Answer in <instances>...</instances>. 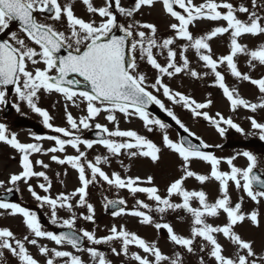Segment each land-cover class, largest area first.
Here are the masks:
<instances>
[{
  "label": "snow or ice",
  "instance_id": "6c2138e0",
  "mask_svg": "<svg viewBox=\"0 0 264 264\" xmlns=\"http://www.w3.org/2000/svg\"><path fill=\"white\" fill-rule=\"evenodd\" d=\"M80 2L91 14V19L76 15L73 7L75 0H0V33L8 35L7 39H0V106L7 107L11 103L15 111L21 113L20 105L24 103L42 118L45 128L60 134L41 136L33 133L32 139L35 141L54 142L52 147L44 149L39 143L21 142L17 133L11 132L7 124L0 122V143L19 153L20 166V171L10 174L7 181L0 180V188H4L6 193L19 192V185L23 183L41 207H49L51 223L68 229L59 234L46 231L35 212L20 203L0 198V216H21L30 234L17 238L9 228H0V262L3 261L4 250H7L18 258L20 264H40L26 247L32 245L46 258L44 264H60L61 259L64 264H85L80 255L40 244L39 240L43 238L57 246L70 245L76 252H87L92 264H111L105 253L96 247H82V241L86 238L93 246L119 241V250L111 248L117 256L123 254L127 257L130 246L141 249L144 255L132 252L130 256L137 264H184L180 251L167 255L156 241L150 242L124 225H113L110 234L101 237H97L94 231L76 229L78 217L73 211V199L77 198L75 207L86 208L88 212V215L81 214L79 218L94 222L95 209L88 202V189L102 180L110 187L127 189L133 196L144 193L149 201L154 202V205H150L137 199L135 206L128 210L123 198L109 200L105 197V207L123 206L114 211L113 216L130 215L138 218L141 225H152L157 231L164 229L168 240L187 253H194V243L200 238V252L207 251L214 264H264V254L258 256L254 250L255 242L245 239L236 230L246 221L256 228L261 225L264 175L256 171L257 155L244 150L229 157H218L206 151L213 145L191 131L158 95L162 94L172 104L180 105L193 118L202 117L221 137L232 129L242 135H256L264 141V120H258L255 115L249 116L253 131L246 133L231 117H225L219 111L215 115L206 111L213 105L211 94L200 102L192 95L174 90L165 82V77L172 79L180 74L195 80L211 76V86L222 90L231 111L235 112L241 107L252 113L264 110V74L259 78L251 74L258 67H264V42L255 47L241 42L246 35L264 36V0H250V7L244 2L234 4L231 0H201L200 3L195 0H159L163 12L175 21L168 25L172 34L167 37L158 35L159 29L155 23L135 19L142 8L154 7L157 0H134L131 7L122 6L121 0H102V4H96L95 0ZM116 13L126 22H119ZM240 14L246 18L241 19ZM201 21L212 22V26L200 34H194L191 29ZM14 24L18 30H12ZM57 24H62L63 30ZM225 35L228 37L227 53L216 55L211 42ZM190 50L206 71H198L192 66L187 55ZM240 56L246 57L247 72H242L238 66ZM158 57H163V62ZM141 61L155 70L152 82L141 71ZM225 71L237 81L255 86L261 94L260 101L250 102L239 94L238 88L230 87L226 83ZM10 89L15 93L13 101L9 100ZM44 93L59 94L77 107L79 104L76 101L79 99L80 103L86 104V114L74 118L66 105L69 127L55 126L52 123L54 117L40 106ZM152 105L166 112L187 135L171 138L167 132L170 125L151 114L149 107ZM102 113L108 124L113 125L112 129L108 124L97 122L94 128L98 139H85L77 134L81 129L91 130V122ZM117 113L126 120L139 118L149 133L155 129L162 130L161 144L136 130H122ZM192 137L198 143H194ZM94 145L103 146L113 156L126 153L129 158H146L158 168L164 164V151L167 150L180 161L181 174L167 184L162 195L153 175L142 179L140 176L122 177L118 172H105L101 165L108 163V157L97 155L89 159L87 151L81 148L83 146L90 150ZM69 146L75 150V154L57 155L66 153ZM214 147L221 148L222 145ZM34 153L51 154L52 162L70 166L76 171L80 186L69 194L60 193L53 197L50 194L52 183L46 172L34 170V163L43 169H48L50 165L43 160L33 162L30 157ZM241 156L247 161L244 167L235 163ZM194 161L206 163L209 170L206 173L195 171L192 168ZM222 163H226L229 170H222ZM33 177L45 181L38 185L44 195L29 183ZM190 178L202 186L211 181L217 182V197L210 200L209 193L203 187L199 190L185 187ZM232 186L243 193L235 201L231 194ZM173 197H178L179 202H174ZM245 197L256 205L248 212L244 211ZM58 209H67L71 215L60 218ZM178 210L191 218L187 236L178 233L170 223L156 222L151 214L158 213L163 219L165 213ZM221 215L225 218L223 224L208 222L209 217L219 218ZM219 236L235 246L233 255L224 254L225 247L219 242ZM199 264H207L203 256Z\"/></svg>",
  "mask_w": 264,
  "mask_h": 264
},
{
  "label": "rangeland",
  "instance_id": "374dc122",
  "mask_svg": "<svg viewBox=\"0 0 264 264\" xmlns=\"http://www.w3.org/2000/svg\"><path fill=\"white\" fill-rule=\"evenodd\" d=\"M133 2H134V0H121L122 6H125V7H131L133 5ZM195 2L200 3L201 0H195ZM231 2H233L234 4H239L241 2H244L245 4H247L250 7V0H231ZM258 2H259V0H258ZM95 3L96 4H102V0H95ZM75 4H76V2L74 3V5ZM113 11L114 12L116 11L115 7H113ZM116 14L118 16L119 22H121V23L126 22L124 17L119 16L118 13H116ZM80 16L85 18V19H91L92 18L91 14L87 13L86 8L83 4H82V7L80 6ZM240 18L245 19L246 17L243 14H240ZM96 19L98 20L99 18L97 17ZM135 19L139 20L141 22L155 23L159 29L158 35L161 37H167L168 35L172 34L169 30L168 25L171 22H175V21L171 20L163 12L162 5H161V3H159L158 0H157V3L155 4L154 7L142 8L141 12L136 14ZM220 23H223V22H220ZM59 25L60 24H57L58 27H59ZM211 26H212V22L201 21V22H198V24L194 28H192L191 30L193 31L194 34H200L203 31L208 30ZM12 30H18V29L15 25H13ZM4 34H5L6 38H8L7 33H4ZM241 42L248 44L250 47H255L259 43L264 42V36L253 37L250 35H246L242 38ZM177 43L179 44L180 41H177ZM211 43H212L214 53L216 55L227 53V50H228L227 49V44H228L227 35H225L224 37L214 39ZM187 55L189 56L190 60L192 61L193 67H195L198 71H206V69H203L201 67L200 63L197 61V58H196L193 51L190 50L187 53ZM158 59L161 62H163L164 58L158 57ZM40 66H42V65H40ZM238 66L242 72L248 71V68L246 66V57L240 56L238 58ZM148 67L149 66L147 65L146 69H144V70L141 69V71H144L149 77V82H152L154 75H155V70L150 69ZM251 74L253 75L254 78H259L262 74H264V67H258L257 70L252 72ZM225 75H226V83L230 87L238 88L239 94L243 98L248 99L250 102H259L260 101L261 94L258 92V89L255 86L251 85L248 82L237 81L235 78L231 77V75L228 74L226 71H225ZM212 80H213V77H211V76L205 77L203 80H195V79H193L189 76H185L183 74H180V75H178L172 79H168L167 77H165V82L168 83L174 90H180L186 94L192 95L197 101L203 102L204 100H206L208 98L209 94H211V99L213 100V105L209 109H206V111H208L210 115H215V113L217 111H219L225 117H231L236 123H238L239 125H242V128H244L246 133H251L253 130L251 129L248 117L255 115L258 120H264V110H257L256 113H252L249 110L241 107V108H238L235 112L231 111L230 106H229V102L222 95V90H220L217 87L211 86ZM158 95L160 96L161 100L165 103L166 107L171 108L176 113V115L181 119V121L183 123H185V125L190 128L191 131L195 132L198 136L202 137L205 141H207V139H208L209 141H207V142H209L213 145L222 144L225 142H237V141H242V140L245 141L251 137L258 138V136H256V135H242V134L237 133V132L233 133L234 130H232V129H229L227 131L228 133L225 137H221L217 133L215 128L211 124H209L207 121H205L202 117L193 118L191 116V114L186 109H183L180 105L172 104L165 97H163L162 94H158ZM14 99H15V93H14V90H11V91H9V100L13 101ZM50 102H52L54 104V106L57 110L61 111V114L63 116H66V114H65V106L66 105H67V110L69 112H71V114L73 115L74 118L78 119L80 116L86 114V111H85L86 104L80 103L79 99H77V101H76L77 104H79V107H77V106H74L72 104V102L65 101L64 98L62 96H60L59 94L44 93L42 95V98L40 101V106L44 107L48 110L49 109L48 106H49ZM20 106H21V113L22 114L16 112L15 109L13 108V111H12L10 116H5L4 115V106H0V122L7 124L11 132L17 133L18 139L21 142L39 143L44 149L52 147L54 144L53 141H49V140L35 141L32 139V134L34 132H32L29 129L19 128L16 126V124H15L16 120L22 116H27L29 118L37 119L38 121H40L42 123V118L39 115L33 113L27 107L26 104L21 103ZM117 117L119 120V127L122 130L133 129V130H136L143 135L148 136L149 138H156L157 137L156 140H160V137L158 136V134L162 135V130L155 129L153 132L149 133L144 128L143 122L139 118L132 117L131 119L126 120L123 117V115L120 113H117ZM64 121L65 120L58 121V123H56L55 126L69 127L67 125V122L66 121L64 122ZM97 122H99L101 124H108V122L105 119L104 113H102L94 121L91 122L93 125V128H94L95 123H97ZM108 127L110 129H112L113 125L108 124ZM45 129H46L45 136H48V132H52V131L50 129H47V128H45ZM88 131L89 130H86V129L80 130L81 135H83V132H84L83 138L88 139V137H87ZM167 132L171 138H173V139L178 138L177 132L173 128L169 127L167 129ZM58 135H60V134H58ZM116 139H120V138H116ZM161 141H162V137H161L160 141H156V142L161 143ZM81 148H82V150L87 151L89 159H94V157L97 155L107 156L108 157V163L101 165L103 170L105 172L111 174L112 171L110 169H123V170L125 169V171H117L118 173L123 174L122 177L140 176L143 179V178H146V176H148V175H146L148 173H149V175H152V174H150L152 171L151 168L156 169V170H166L167 167H169L170 169L174 168L173 171H175V168L177 166H179V164H180V161L175 156L169 154L168 151L164 152V164L158 168V167L153 166L150 163V161L147 160L146 158H129L126 153L121 154L119 156H113L110 153H107L106 152L107 150L101 145H94L93 148L90 150L84 149L83 146H81ZM250 149H251V151L253 150L252 148H250ZM259 150H261L260 147H258L257 150H255V152H257ZM239 151H242V150H240L239 146L234 147V149H233L234 154L236 152H239ZM65 154H75V150L69 146L66 148V153H57V155L61 156V157H63ZM50 155L51 154L34 153L30 157L33 160V162H35L36 160H43L45 163H48L50 165V167L48 169H43L40 167V165L34 163V170L35 171H45L46 174L49 175L48 177L50 180H55L56 182H60L61 184H63L64 186H62V187L64 188L65 192L62 191V193L69 194V193L73 192L76 189V188L73 189V187L75 185H77V187L80 186L78 179H77V175L74 173V171H72L74 169H72L68 165H59V164H56L55 162H52L50 160ZM13 157H15V158L13 159ZM244 161H245L244 166H246L247 165L246 159H244ZM235 163L237 166L242 167V156L238 157L237 160L235 161ZM258 166L264 168V157H261L258 159ZM192 168L194 170H200V173H202L203 171L209 170V168H207V169L205 168L204 162H201V161H194L192 164ZM18 171H20L19 153H17L15 150H13L8 145L0 143V180L7 181L10 174L16 173ZM58 173H59V175H57ZM65 173H66V175H65ZM50 175L53 176L52 179L50 178ZM174 176H176V175L173 174V176H171L170 174L169 175L167 174L168 179H170ZM156 178L159 179L160 186H163L164 180H166V179L160 178V176H156ZM34 180H35V178L33 177L29 181V183H31L33 185ZM98 182H103V181H98ZM99 185H101V184H99ZM189 185L192 189H197V186H199L200 188L203 187L204 190L209 193V199L210 200L216 196V190H214V188L212 187L211 182H208L207 184L202 186V185H199L198 182L194 181V179H190ZM7 186H11V185H7ZM96 186H97V184H96ZM19 188H20V191L22 192L23 196L32 200V203H34L39 208V210L43 211L44 215L49 216V219H50L49 207L47 205L41 207L39 205V203L37 201H35L34 198H32V196L27 191V188L23 183H21L19 185ZM89 188H91V190H93L94 186L93 185H92V187L89 186ZM165 188H164V191H165ZM0 189L5 190L4 188H0ZM54 191L56 192L54 194V197H55L58 195L57 193L59 191H61V189L57 188ZM231 194H232L234 201L237 200L239 198V196L243 195L242 192H237L235 190L234 186H232V188H231ZM105 195L106 194L104 191L96 189L95 192H90L89 196L87 198L88 202L94 206L96 218L98 217L97 215L98 214L100 215V213L102 211L101 210L102 208L100 209V207L103 206L102 202L105 199ZM135 196H138V194H136ZM76 199L77 198L73 199V204H74L73 211L75 213H77L78 211H80V213H81V210L85 211V209H82L80 207H75ZM139 200H141V199L139 198ZM132 201L135 202V199H133ZM245 201H247V197H245ZM254 207L252 205L251 206L249 205L245 209V211L248 212V211L252 210ZM262 211H263V208H262L261 212ZM81 214H83V213H81ZM70 215L71 214L67 211V209H58V216L60 218H68ZM157 219H159V218L158 217L155 218V221ZM117 220H118L117 221L118 223L126 224L127 226L130 227V229H132L131 231H134L137 234H139L141 237H143L142 227H141V224L138 222V218L132 217L130 215H126V217L123 216L121 219H117ZM219 220L220 219L217 218V221H213V218H211V217H210V219L208 218V222L213 223V224H217L219 222ZM223 221L224 220L220 221L219 223H224ZM157 222H159V221H157ZM118 223H117V225H119ZM76 224H80V223L76 222ZM2 227H7L10 230H12L17 238H22L24 235H30L27 228L23 224L22 217L19 215H16V216L2 215V216H0V228H2ZM238 229L239 230L242 229V232H241L242 236L244 235L243 236L244 238L253 240L255 242L254 245H256L257 241L261 240L260 247L254 246V250L257 252L258 256L264 254V223L263 222L259 228H256V227L252 226L250 224V222L246 221L242 226L239 225ZM218 239H219V242L225 247V253L224 254L225 255H233L235 252V246L231 245L229 242H225V238L223 236H219ZM39 243L43 244V245H47L50 249L51 248H57L58 250L71 251L75 255H80L81 258L85 261V264H92V260L89 257V255L87 254V252H76V250L72 249L68 245L57 246L54 242L49 241L47 239H43V238L39 240ZM201 243H202V241L198 239L197 243L195 244V248H194L195 251H194L192 257H187L190 255L189 253H187V251H182L176 247H170L167 249V246H165V247H160V248L163 251L167 250V251H170L172 253H175L177 250H179L183 255L184 264H199L200 258L197 257L198 255H207L208 256L207 251L206 252H200ZM104 246L107 247L108 245H104ZM26 247L29 249V252L37 260L40 261V264H44L46 258L42 257L39 254L37 247L32 246V245H26ZM87 247H96L97 250H99V251H103L102 249H104L102 244L93 246L88 241H87L85 248H87ZM113 247H116V246H113ZM120 247L121 246L118 245L116 248L119 250ZM132 252H139L141 255H144L142 250L138 249L137 247H131V250L129 249V256L131 255ZM4 253H5L4 256L8 259L9 262H11L12 264H20L18 258L12 256L11 253H9L7 250H4ZM112 256H114L112 252L109 256L106 255V258L111 261V264L115 263L117 261L119 262V264H121L123 262H124V264H137L134 260L130 259V257L129 258L126 257L125 255H124L125 258L123 260H119L116 257L114 259ZM185 261H187V262H185ZM211 261H212L211 258L208 256V262H211ZM60 264H64L63 259H61ZM209 264H211V263H209ZM212 264H214L213 261H212Z\"/></svg>",
  "mask_w": 264,
  "mask_h": 264
},
{
  "label": "water",
  "instance_id": "95a60500",
  "mask_svg": "<svg viewBox=\"0 0 264 264\" xmlns=\"http://www.w3.org/2000/svg\"><path fill=\"white\" fill-rule=\"evenodd\" d=\"M119 34V33H118ZM0 39H2L0 37ZM61 54H64L63 52ZM7 112L10 111V105L8 104V106L6 107ZM149 111H153L157 116L163 118V119H169V117L167 116V114L165 112H163V110H161L159 107L152 105L149 107ZM22 125L25 126H30V127H36L38 129L39 132H41L42 129H40V127L36 126V124H34L33 122L27 121L26 119H23L22 121L19 122ZM186 133H181V136H186ZM193 140L194 143H198V141L195 140V138H191ZM0 197H3L5 199H8L9 196L7 195H0ZM62 230V229H60ZM59 229L56 231V234L61 233L62 231H60Z\"/></svg>",
  "mask_w": 264,
  "mask_h": 264
},
{
  "label": "flooded vegetation",
  "instance_id": "af4514ba",
  "mask_svg": "<svg viewBox=\"0 0 264 264\" xmlns=\"http://www.w3.org/2000/svg\"><path fill=\"white\" fill-rule=\"evenodd\" d=\"M58 28H61V30H63V26H60V27H58Z\"/></svg>",
  "mask_w": 264,
  "mask_h": 264
}]
</instances>
